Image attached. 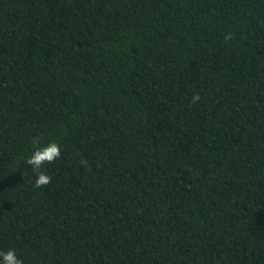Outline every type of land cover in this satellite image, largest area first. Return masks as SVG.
<instances>
[{
    "label": "trees",
    "instance_id": "1",
    "mask_svg": "<svg viewBox=\"0 0 264 264\" xmlns=\"http://www.w3.org/2000/svg\"><path fill=\"white\" fill-rule=\"evenodd\" d=\"M53 141L36 188L26 159ZM9 248L24 264H264V0H0Z\"/></svg>",
    "mask_w": 264,
    "mask_h": 264
},
{
    "label": "clouds",
    "instance_id": "2",
    "mask_svg": "<svg viewBox=\"0 0 264 264\" xmlns=\"http://www.w3.org/2000/svg\"><path fill=\"white\" fill-rule=\"evenodd\" d=\"M230 34L225 39H230ZM200 99L199 94L193 97V103ZM37 144V141H33ZM61 155L60 146L57 142H49L45 146H37L36 150L26 159V163L30 165L35 174L34 187L41 188L51 183L52 177L49 176L46 171L42 170V166L48 163H53ZM82 166H87V162L82 160ZM0 258H2V264H24L23 259L19 258L16 254V250L9 248L6 252L0 251Z\"/></svg>",
    "mask_w": 264,
    "mask_h": 264
}]
</instances>
